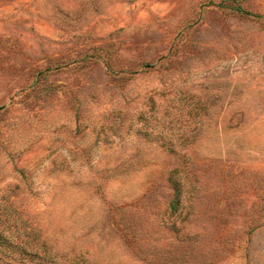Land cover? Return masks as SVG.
<instances>
[{
  "label": "rangeland",
  "instance_id": "374dc122",
  "mask_svg": "<svg viewBox=\"0 0 264 264\" xmlns=\"http://www.w3.org/2000/svg\"><path fill=\"white\" fill-rule=\"evenodd\" d=\"M0 264H264V0H0Z\"/></svg>",
  "mask_w": 264,
  "mask_h": 264
},
{
  "label": "trees",
  "instance_id": "16d2710c",
  "mask_svg": "<svg viewBox=\"0 0 264 264\" xmlns=\"http://www.w3.org/2000/svg\"><path fill=\"white\" fill-rule=\"evenodd\" d=\"M231 9L236 14H239L242 16H248V17L254 16L253 14H251V12L245 10L241 5L232 6ZM170 183H171L172 189L174 190V198L172 200V203L170 204V215L176 216L182 207L183 189H182L181 183L179 182L177 178L172 179ZM173 228H175V226H173Z\"/></svg>",
  "mask_w": 264,
  "mask_h": 264
}]
</instances>
